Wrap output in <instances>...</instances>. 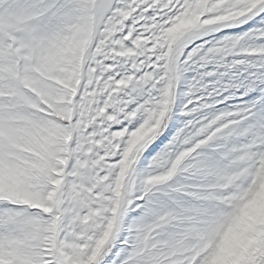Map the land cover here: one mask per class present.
Instances as JSON below:
<instances>
[{
    "label": "snow or ice",
    "instance_id": "6c2138e0",
    "mask_svg": "<svg viewBox=\"0 0 264 264\" xmlns=\"http://www.w3.org/2000/svg\"><path fill=\"white\" fill-rule=\"evenodd\" d=\"M0 264H264V0H0Z\"/></svg>",
    "mask_w": 264,
    "mask_h": 264
}]
</instances>
